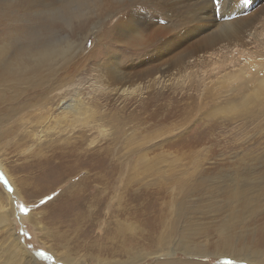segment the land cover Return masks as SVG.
Here are the masks:
<instances>
[{
  "label": "rangeland",
  "instance_id": "1",
  "mask_svg": "<svg viewBox=\"0 0 264 264\" xmlns=\"http://www.w3.org/2000/svg\"><path fill=\"white\" fill-rule=\"evenodd\" d=\"M64 2L65 0H0V43L20 41L25 45L15 52L16 55L9 53L13 55V61L17 60L15 63H21L20 66L32 65L30 50L37 49L41 52L50 45L66 47L68 43H71L73 52L79 46L82 47L80 53L72 58L68 68L64 71L57 68L58 72H54L57 77L50 80V84L32 86L28 88L29 93L25 91L18 98L11 93L8 95L9 101L0 104V162L4 165H0V172L5 173L12 187L14 182L11 174L16 185L21 182L24 185L25 181L33 184L29 188L30 194L25 193L27 195L24 199L23 196L16 198L17 203H24L31 209L27 215H23L18 209L14 216L11 215L5 202L8 201L7 193L0 197V213L7 211L10 216L8 226L0 223V264L5 261L2 252L12 246V232L20 236L24 246L37 258L39 264H67L59 262L49 252L48 246L56 242L49 236L46 237V231L49 233L57 230L64 234V231L68 233L69 229H73L69 222L65 223L61 219L52 223V214L58 215L63 208L58 203L52 206L57 193L55 190L47 192L45 186L56 182L54 175L57 173L49 166L33 167L38 152L46 157L52 155L50 145L56 140L57 150L83 142L88 153L108 148L112 154V157H108L111 163L121 166L136 165L139 168L137 170L142 172L143 175H137L136 181L144 184H131L129 187H133L132 191L136 190L135 193H138L137 189L148 188L149 193L154 195L162 192L165 196H160L162 199L159 201V208L163 206L168 212L172 211L169 203L176 195L181 210V217L175 221L176 232L168 233L172 229L171 225L166 229V233L170 235L166 234L169 243L163 248L159 239L151 242L141 239L142 231L147 229L142 228L145 217L134 214L126 217L120 212L125 208L135 207V210L144 212L143 203L150 199L131 201L123 181L112 188V191L104 190L108 199L104 198L103 204H99L98 198L90 194L81 203L85 208V221L80 224L79 229L82 228L91 238L86 245L79 243V246H70L71 253L75 257L78 255L77 264H97L91 254L94 250L90 248L92 244H97L98 235L102 234L99 221L111 229L117 226L120 219L135 223L136 227L133 228L137 230L130 227L126 235L136 237L138 253L144 250L152 254L151 257L132 264H233L236 254L246 246H251L254 251L260 247L263 250L261 253H264V95L254 98V94L250 92L253 83L246 85L237 97L233 96L234 101L229 100L227 88L218 87L216 91L207 89L203 92L198 87L197 78L204 72H211L214 66L205 63L187 67L188 64L181 61V58L187 51H195L197 55L211 51L212 48H204L205 43L202 41L211 28L208 27L203 33L201 30L205 27L194 32V22L181 23L179 18L171 19L167 12L171 5L183 7L197 3L198 0L182 1L183 3L180 0H165L159 7L147 6L142 0H122L123 7H114L111 6L113 0H107L103 8L84 9L85 16L71 24L64 22L59 15L55 16L56 10L61 9ZM252 2L253 8L249 14L256 19L253 21V28L261 31L260 34L264 37V0ZM131 10L134 13L131 14ZM135 13L136 16H143L133 22L142 29L141 35L144 38V44L135 46L136 48L117 43L116 33L112 31L120 22L135 17ZM209 23L210 20L200 22L198 26ZM174 24L181 26L171 27ZM178 39H185L186 45L183 44L176 50L180 53L175 55L176 51H173L167 52V55L165 51L168 41ZM88 41H91L90 47ZM225 43L230 45L232 41ZM111 54L115 55L111 59L119 60L130 75L131 81L127 87H144L142 94L137 93L127 98L121 93H107L111 90V81L101 83L100 89L96 87L98 75H101L100 64L108 62ZM234 60L241 61L236 70L243 74L246 61ZM223 63L225 62L220 63L221 66ZM70 68L77 71L74 70L71 74ZM65 70H68L67 73ZM156 71L157 76H165L168 82L154 84ZM191 71L195 76L186 77ZM38 74L44 76L42 73ZM61 79L65 80L59 85ZM67 80L73 84L71 87L62 86ZM78 87L82 93L79 97L86 107L98 113L96 122L103 118L102 127L98 128L101 122L89 123L66 131L62 124L50 131L46 125L44 128L36 125L39 115L49 107L52 99L57 101L60 94L63 100L70 101ZM31 89L33 90L30 92ZM245 94L253 99L245 103L242 99ZM13 102L23 104L24 111L16 114L12 109ZM57 104H54L55 107ZM51 121L50 125L54 128L57 121L54 118ZM79 132H82L81 135ZM35 133L36 137L29 136ZM92 161L96 165H103L99 159ZM122 170L116 172L110 166L92 169L85 165L80 171L70 175L62 185L72 184L79 188L92 185L100 188L101 185L94 181L95 174L102 173L108 180L118 179L125 176ZM137 170L134 169L133 176H136ZM236 191L240 196L234 198L232 195ZM0 192H3L2 185ZM22 192L26 191L23 189ZM113 195L119 196L112 199ZM49 196L54 198L39 207H33ZM168 200L167 206L170 209L163 205ZM153 207L154 209H149L150 215L159 213L160 209ZM107 208L116 211L111 212ZM91 222L98 223V227ZM226 222L229 223V232L222 235L219 229ZM163 230L157 234L161 235L165 231ZM23 233H27V236ZM114 241L115 245H119L123 239L117 237ZM102 243L112 245L108 239H104ZM225 243H231L233 250H225ZM62 246L68 249L67 244L63 243ZM67 249H60L58 253ZM173 249L175 251L172 254ZM39 252H44L52 259L40 258L37 255ZM156 252L160 253L155 254ZM15 256L16 260L21 259L20 255ZM116 257L122 262L129 259L126 255L118 254ZM24 262L20 260L16 264H26ZM257 264L260 262L257 261Z\"/></svg>",
  "mask_w": 264,
  "mask_h": 264
},
{
  "label": "bare ground",
  "instance_id": "2",
  "mask_svg": "<svg viewBox=\"0 0 264 264\" xmlns=\"http://www.w3.org/2000/svg\"><path fill=\"white\" fill-rule=\"evenodd\" d=\"M106 1L107 0H65V2L62 4L61 11L58 13V15L62 17L64 22L71 24V22H74V20H78L85 16L84 9L96 10L100 8L97 6L98 4L100 3L105 4ZM182 1H187V0H182ZM182 1L180 0V2ZM252 1L254 0H239V3H236L233 5L234 10L232 11L231 16L230 17L224 16L222 18L220 16H216L214 18L210 7L201 8L199 2L193 3L192 5L183 6V7H178L177 4L169 6L167 12L170 13L169 17L171 19L179 18V20L181 21V17H184L187 19H191L193 16L197 17L196 19L193 20L196 26L195 27L196 29L194 30V32L205 27L204 29L201 30V32L203 33L206 30H208V27L211 28L210 33L207 34L205 39H203L202 41L205 43L204 48L206 49L212 48V50L204 54H200V55H197L195 51H187L183 54V57L181 58V61H183L184 63L186 62L188 64L187 67H189V65L197 66V65H203L205 63L208 65L214 66L211 72H208V71L204 72L197 78L198 87L201 88L203 92H205L207 89L216 91L218 87L220 88L224 87V88L229 89L228 91L230 93V97L228 95L229 100L232 99L231 101H234L233 96L237 97L238 95L242 93L241 90L246 85H250L251 83H253V86L250 92L254 94V98L257 99V98H260L259 96L262 97L264 95V37H262V35L260 34L261 31L259 32L258 29L256 30V28L255 29L253 28V21L256 19L251 17L249 14V11L253 8ZM130 13L132 14L134 13V11L131 10ZM136 15L137 13L134 14L135 17L127 18L125 21L120 22L119 24L115 26V28L112 29V31H114L113 33H116L115 38L117 40V43L125 44L130 47H135L130 42L138 39L139 40L138 45L144 44V40H143L144 38L141 35L142 29L139 26H138L139 30L136 33L125 35L126 29L130 25H135L133 22L134 19L143 17V16H136ZM209 20H210V23H209L210 25L205 24V25L198 26L200 22L204 23V22H208ZM257 25L258 24H256V26ZM227 41H232V43L230 45L226 44L225 42ZM184 42H185V39L184 41L179 40V39L178 41L176 40L172 42L168 41L169 45L166 44L167 48H166L165 53L167 52L171 53L173 51L175 52L176 50L180 49L183 46V44H185ZM63 47L56 46V45H53V46L50 45L48 46V48H46L45 50H42L41 52L38 51L37 49L30 50L29 51L31 54L30 61L32 62V65L20 66L21 63H15L14 74L10 78L18 81V83L15 87V90L11 92L13 96L18 98L19 96H21V94H23V92L29 93L28 88L32 86L35 87L36 85L50 84L51 83L50 80L57 77V75H54V72L55 71L58 72V69H61L64 71V69L68 68L72 61V58L76 54L78 55L80 51L82 50V47L79 46L77 50L73 52L74 50L71 47V43L70 44L68 43L66 44V47L65 46ZM183 49L184 48H182V50ZM177 52L178 51H176V53L174 54L176 55L180 53V52L178 53ZM114 56L115 55L111 54L108 57V60H109L108 62L106 63L103 62V64H100L101 68L99 71L101 72V75H98L99 80L97 82L96 87L100 89L102 87L101 83H106V82L111 81L110 84L112 87L110 88L111 90H109V92L107 93H110V94L121 93L124 97H127V98L135 96L137 95V93L142 94V88L144 87H137V88L127 87L131 81L130 75L126 73L125 68L121 65V62L119 60L111 59ZM85 59L86 58H84V61ZM234 59H243L246 61L244 64L245 65V70L243 71L244 75L241 74V72H239L238 70H236V66L240 64L241 61L240 60L235 61ZM0 60H2V54H0ZM15 61L17 62V60ZM223 61L225 63H223V66H221L220 63H222ZM218 63H219V66H216ZM58 64L60 65L58 66ZM124 66L126 67L125 64ZM74 70L75 68H70V73L73 74ZM65 71L67 73L68 70H65ZM76 71L77 69L75 70V72ZM158 71L155 72V75L158 74ZM38 73H42L44 76H39ZM4 75H5L4 71L0 70V85L3 84ZM192 76H195L192 71L186 74V77L188 78ZM65 79H61L59 85ZM166 82H168V80H166V77L163 75H158V76L156 75V77L153 80L154 84H163ZM72 85L73 84H71V81L69 80H67V83L62 84V86H66L67 88L71 87ZM58 89H60V87ZM76 89L77 90L75 92V96L70 101L63 100L62 97H60L61 96L60 94L58 95L57 101H55V98L52 99L49 103V107L42 114L39 115V119L38 120L36 119L37 121L35 120L36 125L38 126L40 125V127H43V128H44V125H46L47 130H50V131L56 129L57 126H60L62 124L64 125L62 128H66V131L70 128L72 130H75L80 126H83L89 123L98 124L99 122H101L98 124L99 126L98 128L102 127L103 126L102 123L104 122L103 118H101L100 121L98 120V122H96L98 113H96L95 110H92L86 107L84 101L80 98L81 97L80 95L82 94L81 89L79 87ZM32 90L33 89H31L30 92ZM213 95L216 97V93ZM9 99H10L9 96L5 98L4 96L0 95V104H5L6 102L9 101ZM242 99L246 103L248 100L253 99V97L252 96L248 97L247 94H245L242 97ZM56 103L58 104L55 107L54 104ZM22 107H23V104L13 102L12 109L16 114L20 113V111H24ZM55 112H57V114H55ZM53 114H55V117H53ZM52 118H54L57 121L56 122L57 125L54 126V128H52L50 125V123L52 122L51 121ZM81 130L85 131L83 129ZM80 133L82 132H79V134ZM29 136L36 137L37 133L29 134ZM80 138L82 139L81 136H79V139ZM56 143H58V140L53 141L50 145L52 155L46 157L43 155V153H40V152L36 154L37 156H36V160L34 162L33 167L49 166V167H52V169H54L55 174L57 173L56 175H54L56 182H54V184L49 183L48 185L45 186V189L47 192L48 190L49 191L55 190V192L57 193V196L53 199L51 203L52 206L54 203L55 204L58 203L60 205V208H63V210L60 211L58 215H56L55 213L54 214L51 213L53 215L51 216L52 223H56L60 221L61 219L65 223L69 222L71 224V227L73 228L72 230L69 229L70 232L68 233L64 231V234L60 233L57 230L56 232L49 231V233L46 231V235H47L46 237L48 238L49 236V238H51L54 243L56 242V244L54 245L48 244L49 252L59 262H64L67 264H77L76 258L78 257V255L77 257H75V255L71 253L70 251L71 244L74 245V247L79 246V243L81 244L84 243V245H86L89 238H91L90 236H88L86 231H84L82 228L79 229V227H81L80 224H82L85 221V220L83 221V216L85 215V208L81 204L82 201H84L87 197H89L90 194H94L95 197L98 198L99 204H103V202H105L103 201L105 200L104 198H106V200L108 199V195L104 194L106 193L104 190H111L112 188H115L116 185L119 184V182H122V181L124 182L125 191L126 193H128V197L130 198L131 201L140 202L143 199H150V200L143 203L144 205L143 207L145 209L144 212L140 210H135L136 207L134 209L125 208L120 212H123L122 214L126 217H128L131 214L138 215L140 217H145L143 218L144 227L142 228H147V229H144L145 231L144 232L140 228L142 231L141 239H143V241L146 240L148 242L159 239V242H161L160 244L163 248H166V246H168L169 241L166 237V234L171 233V232L172 234H174L176 232L175 229L177 228V226H176L175 221L181 217V210L179 209L178 198L176 197V195L174 196L173 201H171L170 203H169V200L168 202L164 204L162 201V204L166 206L169 203V206L171 207L172 211L168 212L165 210L166 208L163 209L164 208L163 206L159 208V205H161L160 204L161 202L159 203V201H161L162 199L160 196H163L162 192L156 193L154 195V194L149 193L148 188H144L141 190L137 189L138 193H135L136 190L132 191L131 189H133V187L131 188L129 187L131 184L132 185L138 184L140 186L144 184L143 182L136 181L137 175H143L142 172L140 173V171L137 170L139 169L137 168L138 166L128 165V164L121 166L117 163H111L108 160V157L110 156L112 157V154H111V150H109L108 148L106 150L100 149V151L102 152H100L99 150H94L88 153L87 150H85L83 147L84 142L80 143L79 145L75 144L72 147L70 146L64 147L58 150H57L58 145ZM95 159L101 160L103 162V165L94 164L93 163L94 161L92 160H95ZM142 159L144 160V158ZM0 165L4 167V165L1 162H0ZM85 165L86 166L88 165L92 169H96V168L105 169V167L110 166V168H112L113 171H116V172L119 169H123L122 172L124 173L125 176L118 178V179L108 180L106 176L102 175V173H97L95 174L96 179L94 181H96V183H98L99 186L101 185L100 188H97V186H92V185L86 186V188H79L78 186L74 187L75 185L72 186V184L68 186L62 185L63 183H65L66 179L70 175L74 174L75 172L80 171ZM148 167L150 168V166ZM86 169L88 168L86 167ZM134 169L137 170L136 171L137 173H135L136 176H133ZM144 173L146 172L144 171ZM11 178H12L11 180H13L14 182L13 187L16 189V192L19 194L17 197L23 196L22 198L24 199L26 197L25 195L30 194L29 188L33 184H28L25 181L24 185L22 184L23 182H21L19 186L15 184V179H13L12 174H11ZM107 186H111V187L105 188ZM23 189L26 192H22ZM239 194L240 193H237L236 191L232 195V197L235 198L236 196H240ZM118 196L119 195H115L112 199H115ZM10 198L12 199V197H8V201H10ZM153 198L156 200L152 201ZM7 206H8L7 209L11 211V215L14 216L16 213V208H14L11 205V203H7ZM10 206H12L11 207L12 209H10ZM153 206H156L160 210H159V213L156 212L155 214L152 213L153 215H150L149 209H152V208L154 209ZM0 209H1V206H0ZM107 209L111 210V208H107ZM115 211L111 210V212H115ZM118 212L119 211L117 210V213ZM72 217H75V218L71 219ZM9 218L10 216L7 211H5V213H2V212L0 213V223L2 222L3 224L8 226L10 222ZM131 220L133 221V218ZM62 221L60 223H62ZM139 221L140 220H138V222ZM91 223L92 225L95 224L94 226L98 227V223H95V222H91ZM169 225H171L172 229L170 232L166 233ZM130 227L132 229H136V228H133V227H136L135 223L133 222L129 223V221H125L124 219L123 220L120 219V221L118 220L117 226L111 229L106 227V225L101 224V222L99 221V229L102 231V234H100V236L98 235L97 244L95 245L92 244L90 248V250L92 249L94 250V252H92L91 254L93 258L96 260L97 264H132V262H135L137 260L142 261L146 257H151L152 254L146 253L144 250H142V253H138L139 249L136 248L137 247L136 246L137 241L135 239L136 237L133 238V237L128 236V234L126 235V233L128 232L127 230ZM161 229L165 230V231L163 230L164 233H162L161 235L157 234L159 231H161ZM11 237L13 239V243L11 242L12 246L6 249V251L2 252V257L5 258V261L6 260L8 261V262L3 261V264H16L20 260L23 262L25 261L24 263L26 264H39L37 261V258H35L32 255V253H30V251L24 246L19 235L12 232ZM117 237H120L123 239V242H119L120 243L119 245H115L114 244L115 241L113 242V239ZM104 239H108V241H111V244L113 242V244L111 246L109 245L106 246L105 244L102 243ZM42 241L44 245H47L46 242H44L45 240H42ZM63 243L68 245V249L67 247L62 246ZM59 245H61L60 246L61 248L59 247ZM223 246H226L225 250H229V251L233 250L231 247L232 246L231 243H225ZM64 248L67 250L59 254L58 253L59 250L60 249L64 250ZM174 251L175 250L173 249L172 254L174 253ZM192 251L193 253L195 252L194 249ZM255 251L258 253L263 252V250L260 247L255 249ZM159 253L160 252H156L155 254H159ZM118 254L126 255L128 256L129 259L127 261L124 260V262H122L121 260H118V258L116 257L118 256ZM15 255L17 256L20 255L19 258L21 259L16 260ZM167 264H176V263L174 262V263H167Z\"/></svg>",
  "mask_w": 264,
  "mask_h": 264
},
{
  "label": "snow or ice",
  "instance_id": "3",
  "mask_svg": "<svg viewBox=\"0 0 264 264\" xmlns=\"http://www.w3.org/2000/svg\"><path fill=\"white\" fill-rule=\"evenodd\" d=\"M164 2L165 0H142V3L150 7H159ZM198 2L201 8L210 7L214 18L216 16H220L222 18L224 16H231L232 11L234 10L233 5L239 3V0H198ZM97 6L103 8L105 5L104 3H100ZM111 6L123 7L122 0H113ZM60 10V8L56 10V16ZM196 18V16H193L191 19L181 17V23H192ZM180 26L181 24L171 25V27L174 28H179ZM138 30V26L130 25L126 29L125 35L136 33ZM130 43L133 46H137L139 44V40L137 39L131 41ZM88 46H91V41H88ZM23 47H25V45L20 41L0 43V54H2V60H0V70H3L5 73L3 84L0 85V95L5 98H7L9 93L15 90L18 83V81L10 78L14 74L15 61H13L12 55H9V53L11 52L14 55L16 51ZM0 185L3 186V192H0V197H3L4 193H7L8 197H12L11 201L6 200L7 203H11V205L18 209L23 215H27L31 211V209L24 203H17L16 197L19 194L16 192V189L12 187L4 172H0ZM53 198V196H49L46 199H42L39 204H36L33 207H39L40 205L46 203L47 200H51ZM219 230L222 235H227L229 232V225L227 222L224 225H221ZM23 235L27 236V233H23ZM37 255L40 258H46L49 260L52 259L51 256H46L44 252H39ZM258 259L260 264H264V253H258L254 251L251 246H246L245 248L240 249L238 255L233 261V264H257Z\"/></svg>",
  "mask_w": 264,
  "mask_h": 264
}]
</instances>
